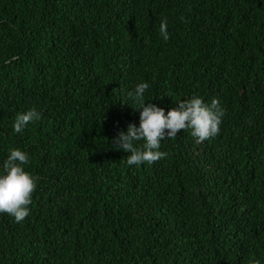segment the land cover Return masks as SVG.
<instances>
[{
	"label": "trees",
	"instance_id": "16d2710c",
	"mask_svg": "<svg viewBox=\"0 0 264 264\" xmlns=\"http://www.w3.org/2000/svg\"><path fill=\"white\" fill-rule=\"evenodd\" d=\"M142 82L165 114L218 99L219 133L129 166ZM14 148L38 179L0 264H264V0H0V175Z\"/></svg>",
	"mask_w": 264,
	"mask_h": 264
},
{
	"label": "clouds",
	"instance_id": "9594fccd",
	"mask_svg": "<svg viewBox=\"0 0 264 264\" xmlns=\"http://www.w3.org/2000/svg\"><path fill=\"white\" fill-rule=\"evenodd\" d=\"M160 33L165 41L169 39L167 21L160 24ZM149 88L148 83H139L129 96L137 104L140 111V124H129L126 132H120L114 139V149H122L130 153L127 156L129 166H139L142 163L152 164L167 156L159 151L161 141L174 139L181 130H191V136L196 143H202L219 133V125L225 110L218 99H212L206 104L202 98L193 96L191 99L181 101L176 107L167 111L153 103H146L144 96ZM41 114L32 108L25 113L18 114L14 131L22 130L32 122L40 119ZM143 141L142 144L139 142ZM30 163L29 155L14 148L3 164V174L0 175V214L6 213L22 222L29 215L28 205L31 204L32 194L36 190V179L25 170ZM249 264H259L250 260Z\"/></svg>",
	"mask_w": 264,
	"mask_h": 264
}]
</instances>
